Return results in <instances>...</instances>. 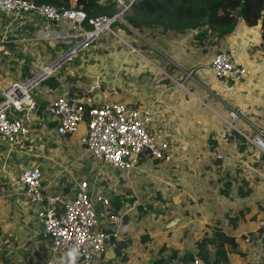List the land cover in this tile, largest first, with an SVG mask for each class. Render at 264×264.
Masks as SVG:
<instances>
[{
    "label": "crops",
    "instance_id": "obj_1",
    "mask_svg": "<svg viewBox=\"0 0 264 264\" xmlns=\"http://www.w3.org/2000/svg\"><path fill=\"white\" fill-rule=\"evenodd\" d=\"M119 22L129 29L113 26L116 34L104 33L34 90L36 106V97L47 102L48 114L55 95L73 91L79 98L71 100H92L98 90L101 103L149 108V125L169 141L174 163L143 154L135 167L101 166L86 152L83 120L77 131L60 134L57 125L25 119L28 133L15 142L0 140V264H42L51 255L38 204L28 199L19 180L22 169L34 165L42 171L44 193L72 196L77 183L86 180L91 193L109 196L108 205L97 204L103 210L97 226L114 235L107 247L112 245L116 254L112 259L106 251L101 264H185L180 257L195 251L196 241L205 237L210 263L263 264L264 229L257 230L256 223L264 217V153L239 130L222 134L231 108L239 112L235 125L241 131H264L259 25L239 17L227 32L204 27L199 33L144 25L139 30L124 18ZM71 31L68 20L57 23L33 12L15 15L0 9V95L68 45ZM219 51L246 66L247 75L228 82L215 75L210 60ZM180 202L188 203L192 216L185 215ZM176 215V225L162 227ZM250 232L259 235L245 241ZM114 240L125 242V258ZM162 248L166 257L157 263ZM171 250H177L176 259L169 257ZM61 257L79 264L68 253ZM195 257L197 264L205 263Z\"/></svg>",
    "mask_w": 264,
    "mask_h": 264
},
{
    "label": "built area",
    "instance_id": "obj_2",
    "mask_svg": "<svg viewBox=\"0 0 264 264\" xmlns=\"http://www.w3.org/2000/svg\"><path fill=\"white\" fill-rule=\"evenodd\" d=\"M133 1L116 0L118 9L112 15L88 16L83 9L75 7H62L35 0H0V9L6 13L20 15L33 12L57 23L68 20L73 29L68 45L31 75L13 81L2 89L0 140L15 142L20 135L29 132L25 119L30 118L36 107L34 90L57 75L104 33L116 34L113 23L123 21V15L131 8ZM210 68L224 82H228V79H242L248 73L247 67L233 61L226 51H219L211 58ZM83 103L91 105L83 141L86 152L96 163L101 166L131 168L138 164L143 154H147L173 165L174 152L169 141L149 125L152 120L149 108L139 109L112 102L93 104L89 96L68 100L64 94L55 95L47 109L60 117L56 126L57 133L67 134L79 129L83 120ZM228 113L227 127L222 134L231 129L239 130L242 136L264 153V131L256 128V134L248 135L235 125L239 117L238 110L231 108ZM42 179V171L36 165L24 167L19 179L28 199L38 204L37 214L45 224L44 235L51 240V255L42 264H66L67 260L61 257L63 252L76 256L79 264H101L106 257L109 234L97 226L99 213L95 206L108 205L109 196L103 191L91 193L86 180L77 183L72 196L63 192L44 193ZM259 228L264 229V217L257 220L256 229ZM244 239L251 241L248 234ZM199 260L195 258L194 264Z\"/></svg>",
    "mask_w": 264,
    "mask_h": 264
},
{
    "label": "trees",
    "instance_id": "obj_3",
    "mask_svg": "<svg viewBox=\"0 0 264 264\" xmlns=\"http://www.w3.org/2000/svg\"><path fill=\"white\" fill-rule=\"evenodd\" d=\"M55 4L62 7H75L83 9L88 16L99 14L112 15L118 9L116 0H35ZM241 5V18L249 25L258 24L260 27V46L264 48V0H134L131 8L125 11L123 18L126 22L141 30L142 26L162 27L163 30L183 32L187 29H195L202 31L206 27L210 30H218V32H227L231 30L237 23L239 17L234 12ZM120 25L125 29L127 26L115 21L113 26ZM93 105V104H92ZM83 122L87 125L89 118L88 111L91 105L83 103ZM158 160V159H156ZM157 198L162 199L161 193H157ZM185 204L184 213L186 216H192L187 202ZM182 212V211H181ZM176 214V213H175ZM218 237L229 238L222 232L216 233ZM255 232L248 235L251 240L256 238ZM147 236V235H146ZM204 239L197 240L195 251L185 252L180 259L187 264L194 261L195 256H200L205 260L204 264H213L208 262V252L204 247ZM125 242L114 240L116 252L122 258H125L126 251L123 248ZM160 259L156 262H162L166 256L163 255V248L159 251ZM170 258H177V250H171L168 253ZM76 257V256H75ZM77 258V257H76ZM78 259V258H77ZM264 264V262H263Z\"/></svg>",
    "mask_w": 264,
    "mask_h": 264
},
{
    "label": "water",
    "instance_id": "obj_4",
    "mask_svg": "<svg viewBox=\"0 0 264 264\" xmlns=\"http://www.w3.org/2000/svg\"><path fill=\"white\" fill-rule=\"evenodd\" d=\"M234 12L236 13V15L238 17H241V15H242V13H241V5H239L237 7V9L234 10ZM66 98L68 100L78 99L79 96L77 95V93H75L73 91H67ZM36 99H37L38 103H37V106H36L35 110L30 114V119L32 121H34V122H39V121L44 122L49 127L56 126L59 123V121H60L59 115L54 114V113L45 114V107H46L47 102L40 100L38 97H36ZM92 101H93L94 104H100L101 103V93L98 90H95L93 92ZM95 210L98 213H100V211H103L100 205H96L95 206ZM110 214L111 213H109L108 215H110ZM178 221H179V216L176 215L172 219H170L169 221L163 223L162 227H166V228L172 227V226L176 225ZM39 226H40V228L42 230H45V224H44L43 218H40ZM113 238H114V235H109L108 240L110 241ZM115 254L116 253H115V251L113 249V246L109 245L107 247V255L110 258L114 259ZM66 264H73L72 260L67 261ZM170 264H172V262Z\"/></svg>",
    "mask_w": 264,
    "mask_h": 264
},
{
    "label": "rangeland",
    "instance_id": "obj_5",
    "mask_svg": "<svg viewBox=\"0 0 264 264\" xmlns=\"http://www.w3.org/2000/svg\"><path fill=\"white\" fill-rule=\"evenodd\" d=\"M252 193L255 194V193H257V191H253ZM238 201H239V199H238ZM238 201H237V202H238ZM237 202H236V203H237ZM196 258H197V257H196Z\"/></svg>",
    "mask_w": 264,
    "mask_h": 264
}]
</instances>
